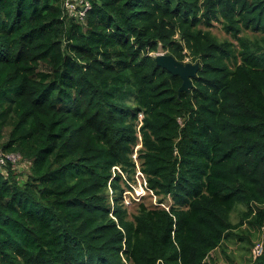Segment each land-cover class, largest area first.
Masks as SVG:
<instances>
[{
    "label": "trees",
    "instance_id": "16d2710c",
    "mask_svg": "<svg viewBox=\"0 0 264 264\" xmlns=\"http://www.w3.org/2000/svg\"><path fill=\"white\" fill-rule=\"evenodd\" d=\"M62 1L0 0V148L30 170L0 174V264H213L244 220L264 264V0H89L84 21ZM160 47L199 63L189 92ZM138 135L170 202L130 219Z\"/></svg>",
    "mask_w": 264,
    "mask_h": 264
},
{
    "label": "rangeland",
    "instance_id": "374dc122",
    "mask_svg": "<svg viewBox=\"0 0 264 264\" xmlns=\"http://www.w3.org/2000/svg\"><path fill=\"white\" fill-rule=\"evenodd\" d=\"M215 25L211 27V30L214 34L218 36L220 39H228L234 43L231 35L225 33L218 23H214ZM160 52H166L163 48H159ZM185 62L194 63L190 57H186L184 59ZM139 143H137L132 151L131 156L134 157L137 155V150L139 149ZM137 166V164L135 165ZM138 168V167H137ZM13 169V168H12ZM15 176L19 181H22L29 175V165L25 161L19 162L16 168L13 169ZM133 185H129V192L127 193V200H134V197L142 194L141 199L146 203V205H150L153 203L154 196L151 194H145L146 191L145 182L142 175L139 173V170L134 174L133 180L130 181ZM120 184L125 185V181L121 180ZM144 189V190H143ZM109 195L112 196V191L109 189ZM170 202L168 199L165 202V206ZM136 203L130 204L128 208V218H132V214L135 211ZM244 206L241 204H237L235 209L231 212L230 218L231 221L236 224L240 222V214H238L239 210L243 209ZM263 229L258 228L256 226L249 225L246 220H244L240 225H238L234 230V235L230 236L223 240L220 247L215 249L211 254V259L213 264H231V263H246L250 264L252 262V251L254 248H257V251H260L261 245H257V243H263ZM256 246V247H255Z\"/></svg>",
    "mask_w": 264,
    "mask_h": 264
},
{
    "label": "built area",
    "instance_id": "2783aa9c",
    "mask_svg": "<svg viewBox=\"0 0 264 264\" xmlns=\"http://www.w3.org/2000/svg\"><path fill=\"white\" fill-rule=\"evenodd\" d=\"M61 7L63 16L68 18L73 17L83 21L86 12L91 7V2L89 0H63ZM21 161L22 157L18 152H6L0 148V173L5 174L9 166H11L13 169L16 168ZM128 192L126 191L123 193L125 205L132 203L130 200H127ZM134 199L139 201L140 194L137 196V198L134 197Z\"/></svg>",
    "mask_w": 264,
    "mask_h": 264
},
{
    "label": "water",
    "instance_id": "95a60500",
    "mask_svg": "<svg viewBox=\"0 0 264 264\" xmlns=\"http://www.w3.org/2000/svg\"><path fill=\"white\" fill-rule=\"evenodd\" d=\"M155 63L158 67L165 69L170 74L179 76L181 85L178 93L189 92L192 87V78L196 76L199 63L183 62L176 59L172 54L157 51L154 55Z\"/></svg>",
    "mask_w": 264,
    "mask_h": 264
},
{
    "label": "clouds",
    "instance_id": "9594fccd",
    "mask_svg": "<svg viewBox=\"0 0 264 264\" xmlns=\"http://www.w3.org/2000/svg\"><path fill=\"white\" fill-rule=\"evenodd\" d=\"M84 21V20H83ZM168 53V52H167ZM155 55V54H154ZM183 62H185V61H183ZM138 145H139V148L141 147V136L140 135H138ZM2 149V148H1ZM3 150V149H2ZM5 151V150H4ZM6 152H12V151H6ZM134 158H136V159H134ZM133 160H134V162H135V165L137 164V166H135V168H136V172H137V170H139V173L142 175V177H143V179H144V182H145V187H146V181H145V178H144V175L142 174V172L140 171V169H139V161H138V158H137V155L136 156H134L133 158H132ZM23 161V160H22ZM26 163H28V161H25ZM11 167V166H10ZM138 167V168H137ZM8 169H9V167L7 168V172L5 173V174H7L8 173ZM115 170H117L119 173H121L122 174V171L120 170V168L119 167H117V166H115L114 168H113V176L112 177H114L115 176ZM135 172V173H136ZM0 174H2V173H0ZM122 177H123V179L128 183V185H133L130 181H128L127 179H126V177L124 176V174L122 175ZM109 189H111V191H112V193H113V190H112V188L111 187H109L108 188V190ZM144 190V189H143ZM126 191H129V188H125L123 191H122V193H121V196H122V203H123V205L127 208V211H128V208H129V206H130V204L129 205H125V203H124V196H123V193L124 192H126ZM144 193L145 194H151V195H153L154 196V201H153V203H151L150 205H160V206H162V207H165L166 209L168 208V207H166L164 204H162V203H157L156 202V196L153 194V192L152 191H150V190H148L147 189V187H146V191L144 190ZM110 196V195H109ZM141 196H142V194L140 195V200L139 201H134V200H131V202L132 203H136V205L139 203V202H143L144 203V201L141 199ZM131 203V204H132ZM110 204L112 205V196H110ZM146 204V203H145ZM110 215L112 216V217H114L111 213H110Z\"/></svg>",
    "mask_w": 264,
    "mask_h": 264
}]
</instances>
